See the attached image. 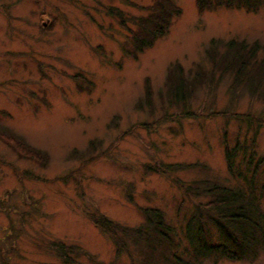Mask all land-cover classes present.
I'll return each mask as SVG.
<instances>
[{
	"label": "rangeland",
	"instance_id": "obj_1",
	"mask_svg": "<svg viewBox=\"0 0 264 264\" xmlns=\"http://www.w3.org/2000/svg\"><path fill=\"white\" fill-rule=\"evenodd\" d=\"M154 1L0 0V130L49 154L43 164L0 137V264H65L54 241L89 251L76 264H131L92 213L138 226L142 209L156 207L183 232L195 204L215 196L205 183L233 187L255 176L263 185L264 100L231 90L232 76L219 70L208 84L207 49L260 40L264 57V3L200 14L196 0H175L182 13L169 32L135 56L132 18ZM176 63L187 85L199 65L207 73L185 102L169 94ZM201 264H264V252Z\"/></svg>",
	"mask_w": 264,
	"mask_h": 264
},
{
	"label": "trees",
	"instance_id": "obj_2",
	"mask_svg": "<svg viewBox=\"0 0 264 264\" xmlns=\"http://www.w3.org/2000/svg\"><path fill=\"white\" fill-rule=\"evenodd\" d=\"M263 3V0H196L200 14L223 7L257 11ZM147 8L150 9L147 15L132 18L137 28H129L134 46L128 51L135 56L145 48L152 47L158 38L168 33L174 16L182 13V8L175 0H155ZM108 12L118 17L124 27H128L127 17L122 9L110 7ZM212 42L216 43L217 40ZM219 43L221 44L220 41ZM220 44H211L207 49L208 58L212 62L213 76L207 78V73L199 65L195 77L187 85L180 63L174 64L169 70V77L173 71H178L171 80L168 79L175 82V76L178 77L175 87L169 90V94L176 101L179 99L178 101L185 102L188 95L194 93L197 86L207 80L208 84L212 85L217 70L220 71V78L228 73L232 76L231 90H238L240 86L264 100V57L258 56L262 47L260 40L249 43L244 39H230L222 42L221 46L225 47L222 51L219 48ZM147 83L145 96L147 103L151 105L152 87L149 78ZM178 88L182 90L184 97H179ZM138 106L142 107L143 104ZM185 115L194 116V112L187 111ZM241 116L252 121V114L241 113L238 117ZM0 137L13 145L22 155L43 164L48 163L49 154L46 151L35 148L18 134L0 130ZM229 164L232 169L231 159ZM180 165L183 164H168L166 167ZM259 167L260 163L256 169ZM254 180L255 176L249 179L248 184L245 180L244 184L233 187L205 183L204 186L207 187L205 191L214 193L215 196L205 203L195 204L194 211L189 217L190 222L183 232H179L175 225L166 221L165 211L156 207L142 209L144 219L138 226L115 222L105 214L92 213L91 216L104 232L110 234L116 244L117 257L119 258L122 253L130 254L131 264H201L206 258L236 260L247 256L258 257L264 252V206H262L264 183L257 185ZM191 191L192 185L185 187V193L189 194ZM205 208L208 209L206 217ZM52 246L57 248L58 256L64 259L65 264L79 263L78 255L90 254L87 249L77 244L54 241Z\"/></svg>",
	"mask_w": 264,
	"mask_h": 264
}]
</instances>
